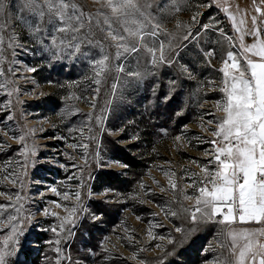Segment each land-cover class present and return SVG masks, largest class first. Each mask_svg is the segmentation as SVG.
<instances>
[{
  "label": "rangeland",
  "instance_id": "374dc122",
  "mask_svg": "<svg viewBox=\"0 0 264 264\" xmlns=\"http://www.w3.org/2000/svg\"><path fill=\"white\" fill-rule=\"evenodd\" d=\"M79 2L86 11L101 8ZM154 2L163 8H153L155 19L145 24L147 31L159 24L158 35L145 37V45L162 42L163 61L157 51L153 64L145 47L115 59L116 48L97 29L109 56L99 75V47L54 57L51 36L33 32L22 0H9L0 16V205L7 206L0 208V246L18 240L8 264H230L228 232L264 227H229L200 213L191 220L193 174L203 175L213 150L209 121L223 115L216 107L224 95L219 70L226 52L239 50L226 36L238 45L237 26L259 27L264 38V14L255 10H264V0ZM253 42L245 33L244 43ZM126 153L137 160V175L121 161ZM114 176L120 183L110 185Z\"/></svg>",
  "mask_w": 264,
  "mask_h": 264
},
{
  "label": "snow or ice",
  "instance_id": "6c2138e0",
  "mask_svg": "<svg viewBox=\"0 0 264 264\" xmlns=\"http://www.w3.org/2000/svg\"><path fill=\"white\" fill-rule=\"evenodd\" d=\"M93 3L100 4L101 8L95 12L86 11L79 0H22L19 8L33 15L34 23L30 25L33 32H46L51 36L53 47L50 51L54 57L66 50H71L70 55L80 53L82 45L99 47L103 55L93 61L94 65L99 66L97 75L105 70L109 59L104 45L95 38L97 29L104 34L103 39L110 40L116 48L115 59L125 54H136L145 47L152 56L153 64L156 63L157 51H160L163 61L162 42L159 48L145 45V37H157L156 29L159 28V24H154L152 30L147 31L145 22L151 23L155 19L151 10L155 8L160 11L163 5L154 0H93ZM12 7L17 5L12 3ZM8 9L9 0H0V16ZM102 9H107V12ZM223 10L228 12L227 7ZM255 10L264 14V10L259 7ZM229 16L236 25V17L230 12ZM251 19L255 26L257 17ZM114 23L119 27H114ZM239 24L244 25L245 21L241 19ZM4 27L5 24H0V29ZM202 27L207 28L208 25ZM217 30L226 36L222 29ZM235 30L240 33L238 45L233 44L232 37L226 38L233 48L239 50L227 51L222 61L223 67L219 70L222 73L219 90L224 95L216 107L223 115L209 121L215 124L210 141L213 150L208 153L211 159L208 165L201 167L202 176L193 174L199 177L198 181H193L196 200L194 211L191 212L193 223L197 220L196 213H200L202 218L207 219L220 216L217 222L229 227L237 223L264 225V38H260L262 30L259 27L246 30L237 26ZM245 33L253 37V43H244ZM190 35L191 32L187 33L183 39L187 40ZM2 44L3 36H0ZM214 53L215 50H210L205 55L210 57ZM28 71L35 69L29 68ZM117 71L123 72V65H118ZM2 75L3 70L0 69ZM128 75L139 73L129 72ZM95 83L100 84V80L97 79ZM92 106L95 107L94 104ZM2 143L4 141L0 139ZM81 147L87 150V145ZM170 185L175 191L176 185L171 182ZM75 195L79 199L80 193L76 192ZM192 198L185 196L188 200ZM4 207L7 206L0 205V208ZM166 214L176 215L175 212ZM10 219L16 220L17 217L12 216ZM68 219L65 217V220ZM12 232L16 233L15 227ZM228 236L231 238L229 254L233 257L230 264H264V242L261 241L264 227L239 231L231 229ZM9 239L11 237L0 246V264H8V258L13 255L15 244H18L17 240L10 248Z\"/></svg>",
  "mask_w": 264,
  "mask_h": 264
},
{
  "label": "trees",
  "instance_id": "16d2710c",
  "mask_svg": "<svg viewBox=\"0 0 264 264\" xmlns=\"http://www.w3.org/2000/svg\"><path fill=\"white\" fill-rule=\"evenodd\" d=\"M119 150H121V149H119ZM121 161H123L125 163V165H127L130 168V172H133V173L138 172V163H137V160L131 154H127L126 153L125 156L123 155ZM137 174L138 173H136V175ZM104 179H107V178H104ZM108 183L110 185H116V184H119L120 183V180H119V178L117 176H114V177L110 178V182L108 181ZM91 236H92V233H91Z\"/></svg>",
  "mask_w": 264,
  "mask_h": 264
}]
</instances>
